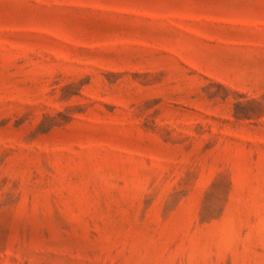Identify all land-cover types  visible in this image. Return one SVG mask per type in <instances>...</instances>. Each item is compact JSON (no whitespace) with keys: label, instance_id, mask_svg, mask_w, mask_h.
Segmentation results:
<instances>
[{"label":"rangeland","instance_id":"obj_1","mask_svg":"<svg viewBox=\"0 0 264 264\" xmlns=\"http://www.w3.org/2000/svg\"><path fill=\"white\" fill-rule=\"evenodd\" d=\"M0 264H264V0H0Z\"/></svg>","mask_w":264,"mask_h":264}]
</instances>
